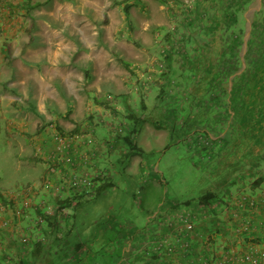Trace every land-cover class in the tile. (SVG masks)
<instances>
[{"label": "rangeland", "instance_id": "obj_1", "mask_svg": "<svg viewBox=\"0 0 264 264\" xmlns=\"http://www.w3.org/2000/svg\"><path fill=\"white\" fill-rule=\"evenodd\" d=\"M205 1L174 0L168 3L166 6L172 4L170 9L174 15L160 14L157 17L159 25L143 19L144 13L141 11L136 16L130 14L126 17L123 10L118 14L120 8L116 10L106 4L103 5L102 15L96 17L92 11L89 16L91 10L86 9L88 2L74 0H66L62 6L56 4V9L50 8L54 11L53 15L39 8L40 5L51 6L48 0H22L19 2V8L23 6L21 14L0 16V79L3 80V94L8 92L6 80L10 77L12 80L22 76H44L42 65L37 66L25 57L17 56L18 48L30 37L31 44L38 43L39 37L29 33L33 26L36 28L38 24H48L54 29L60 27L65 33L67 30L69 41L77 42L80 36L85 35L94 45L93 48L66 49L68 60H72L64 72L67 80H61L58 71L65 67L59 62L51 63L48 66V80L25 81L29 89L28 100L22 98V101H18L6 95L1 97V108L6 111L0 112V192L7 206L0 213V219L5 217L10 220L9 226L4 229L13 232L24 260H31L29 255L37 239H45L47 243L52 241V233L47 229V217L40 222L39 216L54 215L60 221L66 220L80 198H89L87 206L81 211L82 215L87 211L88 217L83 227L81 224L78 228L70 226V222L66 227H59L61 241L70 239V245L64 249L70 250L73 247L71 242L78 237L89 239L94 221L102 216L104 218L103 213L111 212V209L117 210L113 212L115 215L120 211L121 219L129 221L133 214L132 218L143 216V211L158 198L175 201L173 207H183V200L193 199L209 186L207 175L214 170V167L204 163V160L209 161V156L205 158L201 151L188 152L187 143L189 139L199 137L203 140L202 145L209 146L210 137L234 135L227 134L234 130L230 128L234 127L239 116L233 106L246 103L248 98L240 90L247 92L253 87L249 82L243 83L245 76L260 75L264 72V64L248 66L244 63L239 69V65L222 62V55L217 53L221 51L218 44L222 43L221 47L224 48V44L234 39L238 43L243 42L244 24H241L238 32L235 21H227L225 24L224 20L216 16L220 24L215 27L216 23L213 22L207 25L211 26L210 31L205 29L204 25L213 17L200 6ZM84 13L89 17L87 20L83 18ZM92 28L97 33H93ZM255 38H251L252 44ZM208 42L212 43V48H206ZM224 71L228 75L220 78ZM192 74L203 76L201 82L197 83L198 86L204 85L200 89L203 91L201 96L188 93L200 88L194 86ZM241 74L243 78L239 84ZM35 82L43 89L46 97L37 99L34 95ZM238 86L236 96H232L234 87ZM30 101L36 111L27 109ZM127 112L145 118L137 140L134 139L138 146L145 152L154 149L158 142H161L164 150L168 148L164 154L156 155L157 160L155 157L147 159L135 154L128 159L124 158L125 148L121 139L130 127ZM186 121L189 123L184 126ZM57 126L66 132L75 131L71 138L76 139L72 143L80 147L79 152L85 149L90 153L82 167L92 175L99 174L91 195L57 191V177L50 179L54 182L49 187L44 186L47 157L40 152L36 153V148L41 142L44 148L53 147L51 136L59 132ZM171 136L172 139H169ZM176 138L183 139V143L170 145ZM103 150L112 151L111 157L117 160L111 162L102 159V155L96 160L97 152L102 153ZM231 155L233 152L228 154L229 157ZM157 163L159 171L155 172ZM115 170L117 172L111 177V172ZM230 170L224 164L217 177L222 179L226 176L225 172ZM103 182H111L112 185L94 200L92 197L95 196L96 186ZM48 188L51 192L47 199L30 198L26 200L28 203H17L22 193L28 194L22 196L24 198L32 197L38 191ZM139 188H142L141 192ZM117 198L120 200L117 201ZM65 200H69V206H59ZM95 201L96 204L93 203ZM158 228H150L148 231L157 232ZM64 243L68 244L66 241ZM60 246H52L48 250H59ZM85 247L89 251L88 246ZM23 251L29 252V255H24ZM49 254L46 253L47 256ZM0 259L4 264L14 262L12 255L4 248H0ZM24 260L19 264L28 263H24ZM28 264H32V261Z\"/></svg>", "mask_w": 264, "mask_h": 264}, {"label": "crops", "instance_id": "obj_2", "mask_svg": "<svg viewBox=\"0 0 264 264\" xmlns=\"http://www.w3.org/2000/svg\"><path fill=\"white\" fill-rule=\"evenodd\" d=\"M20 1L22 0H0V16L12 17L21 14L23 12V6L19 8ZM48 1L51 2V6L40 5L39 8L44 11H48L53 15L54 11L50 8L56 9V4L62 6V3L66 0ZM74 1H81L82 3L87 1L88 7L86 9L91 10L89 11L88 15L91 16L93 11L96 17L100 16L99 14L102 15V12H104V4L109 7L115 8L116 10L120 8V12L118 14H121L125 4H129L130 6L127 14L124 13L123 10V15L125 14L126 17H128L130 14L136 16V14L141 11L142 13H144L143 19L146 18L150 21L152 20L158 25L160 21L157 19V17L160 14H162L163 16H170V14L174 15L170 9L172 7V4H169V7L166 6L168 5V3H172L174 0H166V3H161L159 0ZM198 1L200 2V0ZM200 6L205 10V12L213 16L209 18L210 22L204 25L205 29L208 28L209 31L211 30V26L209 27L207 25H211V23L214 22L216 23L215 27H217V25L220 24L219 21H216V16L219 17V20H224L225 24H227V21H235L234 25L236 26V31L238 32L241 30V24H244L243 42L238 43L236 39H234L224 44V48L221 47L222 43L218 44V48L221 51H218L217 53H220V55H222V59L224 60L222 62L228 63L230 65H239V69L243 67L244 63H247L248 66L254 64H264V0H206L204 4ZM64 7H67V5L64 4ZM30 14L33 15L32 12H30ZM83 18L87 20L89 17H87V15L84 13ZM42 22L45 23L44 20H42ZM68 31H70V29H68ZM91 31L93 33H97V30H94V28H92ZM246 31L248 32L247 36ZM29 33L33 36L35 35L39 37L38 43L31 44L30 37L26 42L23 43L20 48H18L17 56L25 57L28 62H32L37 66L42 65L41 70L44 73V76H37L35 78L33 76H22L12 80V77H10L8 80H6V86L8 85L6 91H8V94L2 93L3 83L1 82H3V80H1V78L0 112L3 110L1 108V97L3 95H6L7 97H10L12 99L16 98V100L18 101H22V98L28 100L29 89L25 84V81H36L39 79L48 80V76L50 75V67L48 66L51 63L59 62V64H62V66L65 67L62 69L60 68L58 71L61 80H67V76H64V72H66L68 69L67 64L69 63L71 65L72 61L68 60L66 54V49L68 47H80L82 49L94 47L93 42L87 40L85 35L80 36L77 42L72 40L69 41L67 30L65 33V30L63 28L57 27L56 29H54L53 26L51 27L48 24H38L36 28H34L33 26L29 30ZM254 37L256 38L255 41H253L254 43L252 44L251 38ZM238 45L239 48L237 49ZM211 46L212 43H206V48L209 49ZM52 49L54 51H52ZM1 50L2 46L0 47V59L2 58ZM245 52H247V54L243 56ZM218 58H220V56ZM89 59L90 58H87V60ZM227 73L228 72L225 73L224 71V73L220 75V78H225L226 75H228ZM192 75L194 76H192L195 82L194 86L200 88L197 91H188V93H194L201 96L200 94H202L203 91H200V89L204 85L201 86L200 84L198 86L197 83L201 82L200 79L203 76L194 74ZM242 78L243 74H241L238 80L239 84L242 82ZM246 82H249L253 87L247 92L240 90L241 94L243 95L244 93V96L248 98V101L246 103L243 102L239 105L234 104L233 106V110L239 114L238 119H236L235 121L234 127L230 128H233L234 130L231 132H227V134H234L233 136L229 135L225 136V138L220 136L218 138L210 137V142L208 143L209 146H206L209 147L208 149L202 148L205 146V144H201V141L203 140L199 139V137H193L192 139L188 138L190 140L187 143L188 152L197 153L201 151L205 158L209 156V161L204 160V163H207L209 164V166L214 167V170L211 172V174L207 175L210 184L208 187L204 188L201 193L207 190L212 191L216 195L214 197L215 200H213L208 206H205L204 210L208 212V215H199L194 222L193 228L187 234V237L191 242L188 250L182 254H177L176 252H173L171 250L167 252L162 251L159 257H154L153 259L155 260H151L156 264H200V259L202 257H208L212 261V264H248V261L245 260L244 256L248 253H251L252 248L255 249V251L252 252L254 258H258V260H261L262 264H264V233L262 232V227L264 226V72L256 77H254V75H246L245 82L243 83ZM65 84H67V82H65ZM230 85L231 83L229 84V86ZM14 86L17 87L15 88ZM256 86L258 87L255 88ZM33 87L34 95L37 96V99L46 97L45 92L36 84V82ZM17 89H19L18 92H16ZM238 90L239 86L237 88L234 87L232 96H236ZM228 92L230 94L229 89ZM122 98L124 99L123 96ZM29 103H31V101ZM44 105H46V102ZM36 106L38 108V105ZM19 109L20 111H24L21 108ZM27 109L30 111L29 108ZM186 123L189 122L186 121L183 123V125L186 126ZM159 127L160 126H158V128ZM141 128L142 125L135 135L134 139L137 140V135L140 133ZM207 132L208 134H211L209 133V131ZM169 139H172V136ZM158 143H156V147L154 149L148 150L147 152H145L143 148L137 145L141 149V152L140 154L136 153L135 155H139L142 158L143 156H145L147 159L155 157L156 159V155L160 153L162 155L166 152V150H168V148H165L164 150L161 147V142ZM181 143H183V139L176 138L174 142H171L169 144L175 146ZM196 145L198 146L196 147ZM232 152L233 155L229 157L228 154H231ZM97 155L98 156L96 160L101 158V155L102 159H108L111 160V162L117 160L115 157H111L112 151L105 152L103 150L102 153L98 151ZM224 164L228 165L231 170L225 172L226 176L220 179L219 177H217V175L221 171ZM158 169L159 163L156 164V168L154 169L155 172H158ZM116 172L117 170L111 172V177ZM150 184H152L153 186L156 185L155 183ZM139 190L141 192L142 188H139ZM50 192L51 191L49 189H45L42 191H38L32 197L28 196L27 198H24L21 196V198H17V203L21 204V201L23 204L25 202L28 203L30 198L39 199L38 197H40L43 199H47V195ZM246 195L252 198L254 197L253 199L257 201V208L252 212L253 214L248 212L245 203L242 202L243 199L240 200L241 196ZM96 197L97 196L93 195L92 198H95L94 200H96ZM196 198L197 195L193 197V199H185L191 202L186 206L201 211L200 207L198 206L199 204H197L195 201ZM80 199L81 200L78 202V205L72 209L73 212H71L69 216H66V220L60 221L59 218L54 215L47 216V229H49L50 231H54L56 225H58L59 227L61 225L66 227L69 222L70 226L78 228V226L81 224V226L83 227L85 219L86 217H88V213L86 211L85 215H82L81 211L85 208V206H87L86 202L89 201V198ZM116 200L119 201L120 199L117 198ZM182 202H184V200ZM54 203L56 202L54 201ZM93 203L96 204V201ZM174 203L175 201L169 202L168 200L160 198L157 203L150 204V207L143 211V216L132 218V216L134 215L133 214L129 221H123L121 219L120 211L117 215H115L113 213L117 212V210L114 211L115 209H111V212L108 211L103 213L104 218H102V216L101 218L95 220L93 226L100 223L102 220H105L108 225H114V227L110 228V230L108 229L110 235L106 234L108 236L112 235L114 240L106 243H100V241H102L103 239L102 231H100V228L93 227L91 229L89 239L85 238V236H81V240L83 242L85 241L87 244L84 243L85 245L82 248L84 250H81L82 252H76V260L77 257H82L81 262L77 264L149 263L150 261L145 258L142 252V246L145 240V236L144 234H142V232H149L148 230L150 228H158L159 224H161L159 220L172 211V209L174 208ZM223 204H228L237 211L238 216L235 215L236 219H234V222H236L241 217L249 220L251 224L249 231L244 232V234L240 236H236L233 233L232 223L234 222H232L230 219L231 214L222 209ZM132 207L134 206L132 205ZM95 209H97V205ZM209 212H213V215L210 216ZM50 231L48 232L50 233ZM89 240L90 242H88ZM85 246H89V251L85 250ZM0 248H4L7 252H9L10 255H12L14 259V262H12V264H19V262H23L22 252L20 251L21 249L18 247L14 240L13 232H11L9 229H4L1 226ZM81 253L83 256L81 255ZM37 262H39V264H72L71 260L65 262L59 261L53 254H49L48 256L46 255L45 258L36 260L35 264H37Z\"/></svg>", "mask_w": 264, "mask_h": 264}, {"label": "built area", "instance_id": "obj_3", "mask_svg": "<svg viewBox=\"0 0 264 264\" xmlns=\"http://www.w3.org/2000/svg\"><path fill=\"white\" fill-rule=\"evenodd\" d=\"M71 137H73L72 134L57 132L51 136L53 147L48 148L46 146L44 148L43 142H41L36 148V153H41L42 156L45 154L47 157L45 161L46 170L44 173L46 175H44L43 178L44 186L49 187L50 183L54 182L50 181V179L57 177V191L65 193L72 192L75 193L74 195L88 196L93 193L99 174L95 173L92 175L89 170L82 167L86 163L90 153L85 149L79 152L78 149L81 150L80 147L77 148V145L72 143L76 137ZM40 147L42 148L38 150ZM27 195L26 193H22V196ZM253 198L247 195L240 197V200L243 199L242 202L245 203L248 212L251 214H253L252 212L257 208V201ZM4 202L5 201L0 200V213L6 210L5 208L7 205ZM198 206L201 211L189 208L186 205L183 207H174L168 215L159 220V222L161 221V225L157 232H142L145 236L142 252L145 258H149L148 261H150L149 263L147 262V264H156L151 260H155L153 259L154 257H159L162 251L167 252L171 250L177 254H182L188 250L191 242L187 234L193 228L194 222L199 215H208V212L204 210L205 206ZM222 209L231 214L230 219L234 222V219H236L235 215L238 216L237 211L228 204H223ZM209 213L210 216L213 215V212ZM39 217V221L42 222L44 217L42 215ZM9 223L10 220L8 218L1 217L0 226L2 228L8 227ZM250 225L249 220L241 217L236 222L232 223L233 233L236 236L243 235L244 232L249 231ZM262 232L264 233V226L262 227ZM58 235L60 236V234ZM20 240L22 241L24 238H20ZM36 241L44 242L45 239L43 240L40 238ZM254 251L255 249L252 248L251 253L244 256L245 260L248 261V264H262L261 260L254 258L252 255ZM0 264H4L1 259ZM200 264H212V261L208 257H202L200 259Z\"/></svg>", "mask_w": 264, "mask_h": 264}, {"label": "trees", "instance_id": "obj_4", "mask_svg": "<svg viewBox=\"0 0 264 264\" xmlns=\"http://www.w3.org/2000/svg\"><path fill=\"white\" fill-rule=\"evenodd\" d=\"M159 1L161 3H166L167 2L166 0H159ZM129 6H130L129 4H125L124 5V8H123L124 13L127 14ZM85 75H86V77L89 76V75H87V73ZM29 109H31L32 111H36L33 103H29ZM126 118L129 120L130 128L127 130L126 133H124V135H123V137L121 139V142H122V144L124 145V148H125L124 158L128 159L132 155H134L136 153L140 154V152H141V149L134 142V138H135V135L137 134V132L139 131L143 121H145V118H142L138 114H135V113H132V112H127V117ZM57 130L59 132H61V133H68V134H72V133L75 132V131L66 132L60 126H57ZM117 140H120V139H117ZM202 148L203 149H208V147H206V146H204ZM111 185H112L111 182H107V183L103 182L101 184H98L96 186L95 196H98L104 189L108 188ZM215 196H216L215 193H213L212 191H208L207 190V191L201 193V195L197 196L195 201L199 205L207 206L213 200H215L214 199ZM0 200H2V201L6 200L1 192H0ZM159 200L160 199L158 198L155 203H157ZM79 201H77V203L73 206V208H75L78 205ZM182 203L184 205H189L191 202H189V200H185V202H182ZM132 205H133V203H131V206ZM59 206H62V207L69 206V200H65L64 202H60ZM42 216L44 218L47 217L44 214H42ZM112 227H114V225H108L105 220H102L100 223L94 225V228H100V231H102V236H103L102 238L103 239H102V241H100V243H106V242H110V241L114 240L112 235L111 236L106 235V234H109V230ZM59 231L60 230H59V226L58 225H56L54 232L50 231L53 234V236L51 234V237H52V241L51 242L47 243L46 241L45 242L36 241L34 243V245H33V248H32V250L30 252V255H29V252L23 251L24 255L31 256V260H28V259L24 260V258H23L24 263H25V261L28 262V263H29V261L30 262L32 261V264H35L36 260L45 258L46 257V253H50V254L55 255V257L61 262L70 261V260L72 261V264H75V263L77 264V263L81 262L82 258L81 257H77V260H76V254L75 253L77 251L83 250L82 248L85 245L84 243H86V242L85 241L83 242L81 240V238L78 237L77 240H75L74 242L73 241L71 242V243H73V247L70 250L64 249L65 247L70 245V239L66 238L64 241H66L68 244H65L64 241H61L62 237H60L58 235ZM103 233H104V235H103ZM89 242H90V240H89ZM60 245H63L64 247L62 248ZM52 246H60L61 249L54 250V251L50 250L51 252H49L48 248L49 247L51 248ZM88 248H89V246H88ZM28 263H26V264H28Z\"/></svg>", "mask_w": 264, "mask_h": 264}, {"label": "water", "instance_id": "obj_5", "mask_svg": "<svg viewBox=\"0 0 264 264\" xmlns=\"http://www.w3.org/2000/svg\"><path fill=\"white\" fill-rule=\"evenodd\" d=\"M247 32V31H246ZM248 35V32H247V34H246V36Z\"/></svg>", "mask_w": 264, "mask_h": 264}]
</instances>
